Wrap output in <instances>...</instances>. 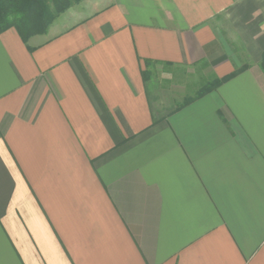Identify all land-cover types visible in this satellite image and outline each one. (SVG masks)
Segmentation results:
<instances>
[{
    "label": "crops",
    "instance_id": "obj_1",
    "mask_svg": "<svg viewBox=\"0 0 264 264\" xmlns=\"http://www.w3.org/2000/svg\"><path fill=\"white\" fill-rule=\"evenodd\" d=\"M67 15L0 35V264H264V0ZM220 18L248 62L224 59ZM147 62L248 68L177 109Z\"/></svg>",
    "mask_w": 264,
    "mask_h": 264
},
{
    "label": "trees",
    "instance_id": "obj_2",
    "mask_svg": "<svg viewBox=\"0 0 264 264\" xmlns=\"http://www.w3.org/2000/svg\"><path fill=\"white\" fill-rule=\"evenodd\" d=\"M81 0H0V35L9 29H15L26 43L35 36L46 35L58 17ZM152 63H146L143 71L145 81L151 79ZM264 70V56L261 61ZM248 66L237 69L224 79H214L202 83L196 94L189 97L177 109L216 90L227 80L245 71Z\"/></svg>",
    "mask_w": 264,
    "mask_h": 264
},
{
    "label": "rangeland",
    "instance_id": "obj_3",
    "mask_svg": "<svg viewBox=\"0 0 264 264\" xmlns=\"http://www.w3.org/2000/svg\"><path fill=\"white\" fill-rule=\"evenodd\" d=\"M83 1V0H81ZM80 1V2H81ZM79 2V3H80ZM79 3L71 8H75ZM69 9L59 17L64 21ZM58 17V18H59ZM219 46L224 51L225 57L232 64L248 62L247 55L243 52L240 39L234 31L231 23L224 18L219 19ZM224 46V47H223ZM151 80L159 84L175 100L176 106L184 103L189 97L196 94L202 83L211 82L215 78L213 68L208 63L195 66L182 67H154L150 68Z\"/></svg>",
    "mask_w": 264,
    "mask_h": 264
}]
</instances>
